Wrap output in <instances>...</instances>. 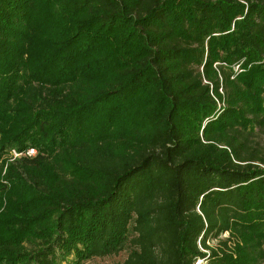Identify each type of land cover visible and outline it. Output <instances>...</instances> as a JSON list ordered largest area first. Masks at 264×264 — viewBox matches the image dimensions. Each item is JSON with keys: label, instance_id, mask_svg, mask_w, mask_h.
I'll return each mask as SVG.
<instances>
[{"label": "trees", "instance_id": "trees-1", "mask_svg": "<svg viewBox=\"0 0 264 264\" xmlns=\"http://www.w3.org/2000/svg\"><path fill=\"white\" fill-rule=\"evenodd\" d=\"M262 131L264 0H0V264H264Z\"/></svg>", "mask_w": 264, "mask_h": 264}, {"label": "rangeland", "instance_id": "rangeland-1", "mask_svg": "<svg viewBox=\"0 0 264 264\" xmlns=\"http://www.w3.org/2000/svg\"><path fill=\"white\" fill-rule=\"evenodd\" d=\"M256 142L259 144V146L264 147V131L259 132L255 136ZM14 156L13 151L9 152L8 157ZM226 233L222 234L220 238H225ZM210 245H215L216 240H210L209 241ZM129 252V246H127L124 250L119 252L116 255H110V256H105V257H94L90 259L87 264H113L115 262H122L126 257ZM195 264H207L204 260L198 259Z\"/></svg>", "mask_w": 264, "mask_h": 264}, {"label": "built area", "instance_id": "built-area-1", "mask_svg": "<svg viewBox=\"0 0 264 264\" xmlns=\"http://www.w3.org/2000/svg\"><path fill=\"white\" fill-rule=\"evenodd\" d=\"M13 153H14V156L19 155V154L16 153L14 150H13ZM25 153H26V155H28V156H32V155L35 154V150H34L33 148H29V149H27V151H26Z\"/></svg>", "mask_w": 264, "mask_h": 264}]
</instances>
